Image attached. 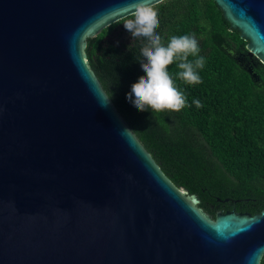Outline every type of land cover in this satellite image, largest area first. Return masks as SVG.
<instances>
[{"label":"water","instance_id":"water-1","mask_svg":"<svg viewBox=\"0 0 264 264\" xmlns=\"http://www.w3.org/2000/svg\"><path fill=\"white\" fill-rule=\"evenodd\" d=\"M212 1L264 66V0ZM141 2L159 0H0V264L264 256V208L204 215L195 195L162 175L86 66L84 37Z\"/></svg>","mask_w":264,"mask_h":264},{"label":"trees","instance_id":"trees-1","mask_svg":"<svg viewBox=\"0 0 264 264\" xmlns=\"http://www.w3.org/2000/svg\"><path fill=\"white\" fill-rule=\"evenodd\" d=\"M156 33L166 46L172 36H195L205 65L201 83L178 78V61L169 66L186 99L179 112L137 111L126 94L144 75L139 61L146 37L114 44L108 34L131 15L93 37H84L82 55L117 115L162 175L197 197L196 208L214 218L224 199L237 200L250 215L264 208V66L249 56L246 41L229 28L212 0H165L155 4ZM191 55L188 59L194 60ZM251 69L254 81L246 72ZM199 100L203 107L193 103ZM259 264H264L261 256Z\"/></svg>","mask_w":264,"mask_h":264},{"label":"clouds","instance_id":"clouds-1","mask_svg":"<svg viewBox=\"0 0 264 264\" xmlns=\"http://www.w3.org/2000/svg\"><path fill=\"white\" fill-rule=\"evenodd\" d=\"M165 0H159L163 4ZM134 18L125 19L123 26L133 38L146 37L147 43L141 48L142 60L139 61L144 75L138 77L126 94V100L139 112L151 109L154 112H179L186 105L184 94L177 89L169 66L178 61V78L188 85L201 83L198 69L205 65V58L198 56L199 47L193 35L172 36L165 46L162 37L156 33L159 27L157 10L143 2L134 5L130 14ZM196 57L189 60V56ZM109 102L111 99H107ZM193 103L203 107L199 100ZM126 134V133H124Z\"/></svg>","mask_w":264,"mask_h":264},{"label":"rangeland","instance_id":"rangeland-1","mask_svg":"<svg viewBox=\"0 0 264 264\" xmlns=\"http://www.w3.org/2000/svg\"><path fill=\"white\" fill-rule=\"evenodd\" d=\"M123 23L115 27L106 37L107 40L111 41L114 44H127L131 40V34L125 30Z\"/></svg>","mask_w":264,"mask_h":264},{"label":"flooded vegetation","instance_id":"flooded-vegetation-1","mask_svg":"<svg viewBox=\"0 0 264 264\" xmlns=\"http://www.w3.org/2000/svg\"><path fill=\"white\" fill-rule=\"evenodd\" d=\"M224 200H225L224 202H220V204H218L219 206L216 207V211L218 213H225V212L233 211L234 213H245V214H249L246 211L243 212V211H238L237 210L238 208L236 207V204L239 201H237V200H228V199H224Z\"/></svg>","mask_w":264,"mask_h":264}]
</instances>
